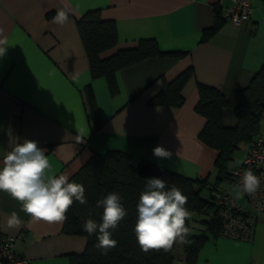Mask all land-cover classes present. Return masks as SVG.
I'll use <instances>...</instances> for the list:
<instances>
[{"label":"crops","instance_id":"1","mask_svg":"<svg viewBox=\"0 0 264 264\" xmlns=\"http://www.w3.org/2000/svg\"><path fill=\"white\" fill-rule=\"evenodd\" d=\"M230 4L231 0H0V46L8 47L0 57V162L17 143L29 139L45 149L52 172L69 181L93 154L120 150L133 164L145 159L213 182L217 150L198 137L205 118L195 111L197 83L221 91L227 99L222 122L233 127L238 92L264 61V0H249L248 20L238 25L223 21L201 41L203 31L214 25V8L223 10ZM65 6L70 9L68 21L55 23L57 10ZM91 9L112 20L117 32L115 46L99 53L100 58L133 48L142 39H154L161 51L181 55L151 56L117 70L118 90L111 94L103 77L92 76L76 25ZM187 68L193 74L181 89V105L149 103L163 80L171 81ZM88 85L95 99L96 127L87 104ZM258 137L264 139V114L253 141ZM253 141L241 145L243 152L230 168ZM157 146L171 151V158L155 157ZM235 194V201L251 210L247 198ZM12 212L25 222L19 230L7 228ZM210 217L191 214V232L206 235L196 264H264V209L246 240L211 232L203 223ZM29 220L19 202L0 192V234L14 236L13 250L29 264H70L71 255L83 252L86 238L62 232L63 222ZM172 254L173 264H184L182 243L174 244Z\"/></svg>","mask_w":264,"mask_h":264},{"label":"trees","instance_id":"2","mask_svg":"<svg viewBox=\"0 0 264 264\" xmlns=\"http://www.w3.org/2000/svg\"><path fill=\"white\" fill-rule=\"evenodd\" d=\"M213 27L204 30L201 41H206L224 20L222 10L214 8ZM85 53L93 77H103L111 94L117 92L115 74L117 70L151 56L165 54L181 55L180 52H163L154 39H142L133 48L121 49L114 54L100 58L99 53L115 46L117 32L112 20L101 18L98 9L86 11L76 21ZM193 71L187 68L171 81H162L160 90L154 94L149 103L153 105L179 106L183 102L181 89L191 77ZM88 108L97 126L95 99L90 85L85 89ZM198 101L195 111L205 118V124L198 134L199 139L209 147L217 150L214 162L215 178H189L164 169L143 159L133 164L130 156L120 150H108L103 155L93 154L72 176L70 182L80 183L85 188L88 203L80 205L74 202L66 213L61 231L76 233L86 238L82 253L70 256V264H173V247L171 250H141L136 242L134 226L136 223V205L144 188L145 180L151 177L165 179L168 187L175 185L187 196L186 208L193 215L210 214L203 220L206 227L219 234L221 219L217 213V195L224 184L232 182L230 164L234 153L242 144H249L260 133V119L264 114V61L256 70L248 85L238 92V105L235 108L237 123L233 127L223 125V110L227 99L216 87L197 83ZM206 189L207 195L203 194ZM117 191L123 196V204L128 215L112 232V238L118 243L116 247L104 254L96 247L97 234L89 236L83 229V222L92 218L97 222L103 209L95 207L96 201L109 192ZM192 218L186 220L190 228ZM206 240V235L192 233L188 242L182 243L184 264H196L197 255Z\"/></svg>","mask_w":264,"mask_h":264},{"label":"clouds","instance_id":"3","mask_svg":"<svg viewBox=\"0 0 264 264\" xmlns=\"http://www.w3.org/2000/svg\"><path fill=\"white\" fill-rule=\"evenodd\" d=\"M70 9L65 6L57 10L55 23L64 24L69 19ZM4 41H0L2 45ZM8 47L0 46V57ZM157 158L170 159L171 151L162 146L153 149ZM244 193L253 195L261 186V179L252 170H245L240 178ZM0 192L7 193L21 204V210L30 217L28 223H62L74 202L88 203L82 184L70 182L66 175H56L46 155L45 149L35 140L25 139L17 143L0 162ZM123 196L109 192L96 201L95 207L102 208L100 221L88 218L83 229L89 235L97 234L96 247L106 254L116 247L112 238L119 223L128 215L123 204ZM188 198L178 187H168L165 179L151 177L145 180L136 205L134 232L136 242L144 252L150 249L171 250L175 243H187L190 228L186 226L190 212L186 208ZM25 226L16 212L7 219V228L19 230Z\"/></svg>","mask_w":264,"mask_h":264},{"label":"built area","instance_id":"4","mask_svg":"<svg viewBox=\"0 0 264 264\" xmlns=\"http://www.w3.org/2000/svg\"><path fill=\"white\" fill-rule=\"evenodd\" d=\"M251 13L249 0H231L222 10V18L233 25L248 20ZM252 170L260 177L261 186L253 195L245 193L251 210L239 205L229 188L223 187L217 195V213L221 219L219 235L233 239H248L258 214L264 209V139L256 138L245 156L231 170L232 182L240 186L245 170ZM241 187V186H240ZM14 236L0 234V264H29L13 250Z\"/></svg>","mask_w":264,"mask_h":264},{"label":"rangeland","instance_id":"5","mask_svg":"<svg viewBox=\"0 0 264 264\" xmlns=\"http://www.w3.org/2000/svg\"><path fill=\"white\" fill-rule=\"evenodd\" d=\"M242 152H243V148H240L239 150H237L235 152V155H234V159L233 160L236 161V159L238 157H240V155L242 154ZM244 156H242V158L240 159L239 163L241 162V160L243 159ZM228 185L231 187V189H233V188L235 189L234 192L231 193V195L234 196V193H236L235 195L246 198L244 192L242 191V188L239 185H237V184H228Z\"/></svg>","mask_w":264,"mask_h":264}]
</instances>
